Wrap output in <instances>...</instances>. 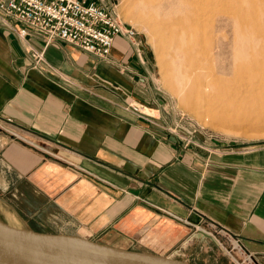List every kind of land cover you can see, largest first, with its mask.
I'll use <instances>...</instances> for the list:
<instances>
[{
	"label": "crops",
	"instance_id": "1",
	"mask_svg": "<svg viewBox=\"0 0 264 264\" xmlns=\"http://www.w3.org/2000/svg\"><path fill=\"white\" fill-rule=\"evenodd\" d=\"M110 57L0 15V120L25 138L0 143V216L173 254L229 232L264 264V143L185 145L143 38L117 35Z\"/></svg>",
	"mask_w": 264,
	"mask_h": 264
},
{
	"label": "rangeland",
	"instance_id": "2",
	"mask_svg": "<svg viewBox=\"0 0 264 264\" xmlns=\"http://www.w3.org/2000/svg\"><path fill=\"white\" fill-rule=\"evenodd\" d=\"M206 5L192 6L189 0H112L108 6L134 25L151 48L165 94L164 111L173 128L175 122L193 124L223 144L260 145L264 143V0H207ZM11 136L25 140L18 127L0 120V143ZM220 234V239L227 236ZM212 241L208 250L193 245L191 252L175 255L190 256L199 264H238Z\"/></svg>",
	"mask_w": 264,
	"mask_h": 264
},
{
	"label": "built area",
	"instance_id": "3",
	"mask_svg": "<svg viewBox=\"0 0 264 264\" xmlns=\"http://www.w3.org/2000/svg\"><path fill=\"white\" fill-rule=\"evenodd\" d=\"M0 15L11 16L16 20L40 30L47 40L60 38L76 44L84 50L111 61L110 53L117 35L130 39L138 51L142 47V38L134 25L125 21L107 4L92 0H0ZM26 33V28L20 30ZM33 56L39 60L42 53L33 50ZM135 111L142 115L155 116V108L140 102H132ZM148 107L151 109L146 110ZM159 111V110H158ZM182 120V119H181ZM9 121H12L9 119ZM167 127L174 132L185 145L196 144L210 148L206 140L215 139L206 136L197 126H185L175 122V127L168 119ZM213 234L211 230L204 229ZM225 239L216 237V243L224 247L238 264H259L255 255L250 251L240 237L226 232ZM227 243L228 245H226Z\"/></svg>",
	"mask_w": 264,
	"mask_h": 264
},
{
	"label": "water",
	"instance_id": "4",
	"mask_svg": "<svg viewBox=\"0 0 264 264\" xmlns=\"http://www.w3.org/2000/svg\"><path fill=\"white\" fill-rule=\"evenodd\" d=\"M0 264H199L161 249L37 231L0 216Z\"/></svg>",
	"mask_w": 264,
	"mask_h": 264
},
{
	"label": "bare ground",
	"instance_id": "5",
	"mask_svg": "<svg viewBox=\"0 0 264 264\" xmlns=\"http://www.w3.org/2000/svg\"><path fill=\"white\" fill-rule=\"evenodd\" d=\"M186 2V1H185ZM208 2H210V1H208ZM179 3H180V1H179ZM182 3V2H181ZM189 3L193 6H196V5H199L200 3L201 4H205L206 5V3H207V0H189ZM184 4H186V3H184ZM186 5H188V4H186ZM185 5V6H186ZM207 6V5H206ZM184 8V7H183ZM192 8V7H191ZM191 8H190V10H191ZM193 8H195V7H193ZM185 12H188V11H185ZM190 12V11H189ZM191 13V12H190ZM196 13V12H195ZM197 13H199V12H197ZM197 13H196V16H197ZM189 14V13H188ZM194 14V13H193ZM193 14H192V17H193ZM187 15V14H186ZM195 16V17H196ZM187 17H189V16H187ZM198 17V16H197ZM188 19V18H187ZM195 19V18H194ZM179 20H181V18L179 19ZM183 20V19H182ZM181 20V21H182ZM190 20V19H189ZM191 21H192V19H191ZM197 21V20H196ZM184 22V21H183ZM185 23V22H184ZM189 23V22H188ZM197 23H198V21H197ZM180 25V24H179ZM184 25V24H183ZM188 25V24H187ZM197 25V24H196ZM195 25V26H196ZM198 25H199V23H198ZM186 26V25H185ZM189 26V25H188ZM194 27V26H193ZM184 28V27H183ZM146 110L148 109V110H151L150 108H145Z\"/></svg>",
	"mask_w": 264,
	"mask_h": 264
}]
</instances>
